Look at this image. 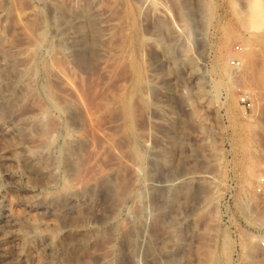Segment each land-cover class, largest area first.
<instances>
[{"label":"rangeland","instance_id":"1","mask_svg":"<svg viewBox=\"0 0 264 264\" xmlns=\"http://www.w3.org/2000/svg\"><path fill=\"white\" fill-rule=\"evenodd\" d=\"M263 66L264 0H0V264H264Z\"/></svg>","mask_w":264,"mask_h":264},{"label":"built area","instance_id":"2","mask_svg":"<svg viewBox=\"0 0 264 264\" xmlns=\"http://www.w3.org/2000/svg\"><path fill=\"white\" fill-rule=\"evenodd\" d=\"M236 48H239L238 46H236ZM239 63V60L236 59V58H233L231 59V64L233 65H238ZM239 102L242 103V105L245 107V108H249L251 106V100L249 99V97L244 93V94H241L239 96ZM263 183H264V178L260 177L258 183H257V186H256V189L258 191H262V188H263ZM231 192L228 193L227 195V200H229L231 198ZM262 244L264 245V242H262Z\"/></svg>","mask_w":264,"mask_h":264},{"label":"bare ground","instance_id":"3","mask_svg":"<svg viewBox=\"0 0 264 264\" xmlns=\"http://www.w3.org/2000/svg\"><path fill=\"white\" fill-rule=\"evenodd\" d=\"M262 41V40H261ZM84 57V56H83ZM263 69H264V66H263ZM262 73H263V79H264V72L262 71ZM260 77V76H259ZM259 82V81H258ZM259 88V87H258ZM262 91V90H261ZM262 94V93H261ZM261 97H263V95L261 96ZM182 178V176L181 177H179V179H181ZM150 179V178H149ZM153 181V180H152ZM151 181V182H152ZM156 182H158V181H156ZM163 182V181H162ZM165 183H168V180H166L165 179V181H164ZM156 184V183H155ZM159 184V183H158ZM264 220V219H263ZM150 241V240H149ZM0 258H1V256H0ZM2 260H3V258H2ZM1 261V260H0Z\"/></svg>","mask_w":264,"mask_h":264}]
</instances>
